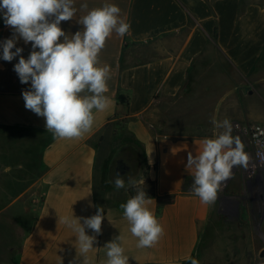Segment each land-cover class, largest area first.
<instances>
[{"label":"crops","instance_id":"crops-1","mask_svg":"<svg viewBox=\"0 0 264 264\" xmlns=\"http://www.w3.org/2000/svg\"><path fill=\"white\" fill-rule=\"evenodd\" d=\"M105 2L120 7L130 35L113 33L100 53L101 65L111 67L106 95L112 105L94 112L92 130L79 139L54 138L44 118L25 108L22 92L30 83L22 84L14 71L19 57L2 59V42L13 30L0 28V156L24 153L35 162V179L8 197L5 180L24 165L0 159V264H106L104 246L118 236L128 264H206L208 240H263V196L237 204L232 221L223 216L221 202L205 204L191 191L193 170L186 164L188 152L197 154L201 140L221 131L212 117L264 124L262 89L247 93L240 86L263 78L264 2L75 0L76 16L61 28L69 35L81 31L77 20L86 12L80 5L91 9ZM16 47L27 59L31 43L20 39ZM116 173L125 188L106 183ZM137 188L153 200L148 207L164 229L151 248L137 247L120 208ZM97 208L104 210L101 233L85 229L95 236L94 248L81 255L76 233L59 219L91 217ZM22 216L29 219L24 230ZM8 225L21 228L17 236L8 234Z\"/></svg>","mask_w":264,"mask_h":264},{"label":"clouds","instance_id":"clouds-1","mask_svg":"<svg viewBox=\"0 0 264 264\" xmlns=\"http://www.w3.org/2000/svg\"><path fill=\"white\" fill-rule=\"evenodd\" d=\"M80 10L86 12L77 20L83 29L69 35L60 25L76 16L75 0H0L4 24L13 30V37L2 42V59L11 62L19 57L14 71L22 84L30 83V89L22 92L24 106L43 117L46 131L57 139L82 138L92 130L94 112L111 107L112 100L106 95L111 67L101 65L100 53L113 33L121 38L130 35L131 25L116 4L105 2L89 9L83 3ZM20 39L31 43L27 59L21 55L23 49L16 47ZM211 123L221 131L201 140L197 154L188 152L186 164V169L193 170L191 191L209 205L216 202L221 186L233 177V169L247 170L251 159L240 137L233 136L230 119L212 117ZM106 183H114L116 189L125 188L119 173L114 181ZM128 185L134 187L136 181L129 178ZM152 201L143 189L137 188L134 196L120 204L130 233L138 239V248L153 247L164 233L148 207ZM104 218L103 208H97L91 217L64 216L59 223L76 233L78 250L86 256L94 248L95 236L87 235L85 229L100 234ZM117 240L123 237L118 236L104 246L106 264H128ZM191 264L198 262L193 259Z\"/></svg>","mask_w":264,"mask_h":264},{"label":"rangeland","instance_id":"rangeland-1","mask_svg":"<svg viewBox=\"0 0 264 264\" xmlns=\"http://www.w3.org/2000/svg\"><path fill=\"white\" fill-rule=\"evenodd\" d=\"M264 2V0H260ZM262 80H255L254 78H249L240 84L243 90L247 93L255 91H259L262 89V93L264 95V70L262 72ZM264 99V96H263ZM239 122L233 123V132L237 133L240 137L241 141L245 145V151L250 156V163L253 161L254 150L250 141L247 137L239 134L238 130L235 128V124ZM29 154V153H28ZM26 155V156H25ZM32 154H29V156ZM27 154L22 153H7L6 157L0 156V159L7 158L5 161L7 165L14 166L23 162L24 169L21 171L13 170L11 171V175L7 177L6 184L9 186L10 192L14 189L25 187L30 184L35 177L33 176V169L35 162L30 160V157L26 158ZM233 177L228 180L225 184L221 186V190L218 193V198L216 201L222 203V213L226 218L230 220H235L237 218L238 211L235 208L240 202H243L245 198L248 197V200H251L252 197L257 201L256 198L264 197V168L260 170L257 175L253 178H248L246 174V170L243 167H238L233 169ZM2 181V180H1ZM151 186V184H148ZM147 194V193H146ZM14 192L7 194L8 197H14ZM263 196V197H261ZM261 215L264 211L259 212ZM20 217V216H19ZM11 220L14 221L15 216L11 215ZM20 219V218H19ZM23 222V230L26 228L29 219L24 216L20 219ZM258 221L261 220V217L257 218ZM20 227L15 225H8L7 230L8 234H15L17 236ZM222 235H219L221 237ZM234 235H232V239L230 240H221L214 239L208 240L206 242V264H264V257H260V253L264 250V239H252L250 235L244 237L242 239H234ZM242 237V236H241Z\"/></svg>","mask_w":264,"mask_h":264},{"label":"built area","instance_id":"built-area-1","mask_svg":"<svg viewBox=\"0 0 264 264\" xmlns=\"http://www.w3.org/2000/svg\"><path fill=\"white\" fill-rule=\"evenodd\" d=\"M235 128L239 134L249 139L254 150L253 161L249 163V168L246 170L248 178L251 179L264 168V124L236 123Z\"/></svg>","mask_w":264,"mask_h":264},{"label":"flooded vegetation","instance_id":"flooded-vegetation-1","mask_svg":"<svg viewBox=\"0 0 264 264\" xmlns=\"http://www.w3.org/2000/svg\"><path fill=\"white\" fill-rule=\"evenodd\" d=\"M134 157H135V159L137 158L135 153H134ZM117 162L119 164L120 169H122L124 171L129 169V166L127 164H125L123 161H117Z\"/></svg>","mask_w":264,"mask_h":264},{"label":"trees","instance_id":"trees-1","mask_svg":"<svg viewBox=\"0 0 264 264\" xmlns=\"http://www.w3.org/2000/svg\"><path fill=\"white\" fill-rule=\"evenodd\" d=\"M4 27H5V24L3 21V16H2V13H0V28H4Z\"/></svg>","mask_w":264,"mask_h":264},{"label":"water","instance_id":"water-1","mask_svg":"<svg viewBox=\"0 0 264 264\" xmlns=\"http://www.w3.org/2000/svg\"><path fill=\"white\" fill-rule=\"evenodd\" d=\"M260 257H264V250L260 253Z\"/></svg>","mask_w":264,"mask_h":264}]
</instances>
